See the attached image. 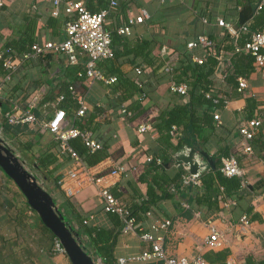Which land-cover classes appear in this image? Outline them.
Listing matches in <instances>:
<instances>
[{"label": "crops", "instance_id": "0c3cea01", "mask_svg": "<svg viewBox=\"0 0 264 264\" xmlns=\"http://www.w3.org/2000/svg\"><path fill=\"white\" fill-rule=\"evenodd\" d=\"M73 1H81L87 9L90 1L97 9L96 11L101 9L97 0ZM104 1L103 8L108 9L104 28L114 31L118 26L133 20L130 24V33L122 36L129 40V44L148 40L152 53L158 54L157 62L166 57V48H175L190 56L195 54L205 59L201 48H194L190 53L186 49V43L200 34L212 35L216 40H220L225 30L216 24L218 17L225 20L232 19L235 23H239V12L244 6L252 7V16L258 11L255 10L257 0L253 1L255 5L245 3L244 0H117V5L112 8L109 5L110 0ZM51 7L50 0H3L0 12V48L7 46L9 42L21 46V41L62 40L65 37V22L68 16L63 12L59 16H52ZM142 10L147 11L148 17L142 22L134 21L136 17L142 16ZM205 14L211 20L207 19V22H203L201 18L205 17ZM251 18L246 22L247 24ZM162 47L165 52H161ZM229 58L230 53L221 50L220 59L210 77L214 92L226 98L225 104L214 110L220 117L219 122L213 118L212 126L204 127L196 141L200 145L198 150H204L209 154L215 168L217 166L219 168L221 157L229 154L237 156L239 165L244 170L243 179L245 180V184L242 183L244 188L241 189L242 197L239 203L235 202L232 205L233 208L231 205H224L223 209L214 211L207 209L204 205L188 202L171 187L172 197L159 199L138 224L142 231H148L149 224L155 219H170L171 224L165 233L163 244L166 251L173 256L190 257L202 254L204 257L210 251H225L222 257L211 255L210 259H214V262L205 260L208 264H264V68L254 69L252 61V69L248 75H239L247 81V87L239 91L236 83L225 78V74L231 69ZM16 62L17 69L10 74L9 79L5 78L7 71L5 70L4 73L0 69L2 138L17 151L20 160L49 192L63 213L62 204L65 197L75 196L73 199L70 198L74 212L80 213L84 219L89 214H93L92 219L86 223L82 222L84 225L117 230L108 217V212L102 210L101 200L92 186L81 189L73 196H67L60 188L58 178L69 165L70 158L59 153L57 141L51 133L42 131L40 124L51 118L58 108L57 97L60 85L65 82L72 83L76 93L85 95L88 107L94 103L104 108L97 116V121L100 122V132L111 137L109 138L112 140L109 148L111 155L95 164L93 168L97 172H105L112 162H117L116 160L120 157L123 161L119 162L126 163L129 169L132 164L135 165L132 161L139 162L140 150L155 144L156 133L152 131L151 123L144 116L140 117L136 124L131 123L129 118L120 114V105L116 110L108 108L105 103L110 96L109 88L102 81H95L90 87L85 84L86 88L83 89L78 74L84 71V56L79 58L77 64H70L63 53L54 52H48L36 58L17 59ZM114 63L131 78L136 77L134 71L136 66H142V68L146 66L142 56L134 58V61L132 56H121L117 57ZM167 66L171 69L166 70ZM172 68L173 66L165 64L147 84H141L145 93L143 106L151 113L174 102L186 103L188 100V95L181 97L170 91V80L176 81ZM29 103L33 104L31 112L36 118L35 123L9 124L6 122L4 116L6 112L24 110ZM204 108H206L205 105L202 106V109ZM249 115V118L260 117L262 125L252 139L253 154L245 155L240 150L238 127L249 119L247 118ZM143 121L149 122L151 130L138 133L136 127ZM89 131L94 139L101 143L99 138H96L95 132ZM180 134L177 131V135ZM21 144L28 145L24 153L19 151ZM185 144L193 147L188 143ZM175 151L171 153V169L178 170L181 168L173 165ZM47 152L52 153L55 158L45 167V170L50 172L52 179L50 182L43 178L42 173L34 165V161ZM214 169L208 167L205 172ZM136 170L129 172L127 176L115 178L110 187L112 192L114 190L121 192V195L116 197L126 205L137 200L138 194L144 195L147 189L145 182L136 180L134 176ZM4 174L0 168V264H73L66 252H58L54 249L56 237L43 225L37 213L29 207L21 190ZM179 187L186 192L201 190L202 182L199 187L183 186L181 183ZM185 213L191 214V217ZM243 214L248 218L247 224L239 221ZM64 216L65 220L75 225V230L91 258H99L101 264H110L109 260L99 257L89 246V237L79 232L83 230L81 225L71 221L65 213ZM208 221H211L223 236V242L215 249L207 248L203 244L204 238L209 233ZM145 247L146 243L136 234H119L113 249L112 264H117V258L136 254ZM128 264H157V262Z\"/></svg>", "mask_w": 264, "mask_h": 264}, {"label": "trees", "instance_id": "16d2710c", "mask_svg": "<svg viewBox=\"0 0 264 264\" xmlns=\"http://www.w3.org/2000/svg\"><path fill=\"white\" fill-rule=\"evenodd\" d=\"M244 1L251 5L254 4V0ZM97 2L100 4V10L105 9L103 8L105 7L104 0H97ZM88 5L89 11H99H96L97 9L93 6L92 2L89 1ZM205 17L210 19L208 15ZM227 21L235 22V20L233 21L232 19ZM263 27L264 3L261 9L253 14L251 21L247 24L248 31L241 32L237 38H234L227 31H224L223 37L220 40H216L212 35H206L207 38L216 41L213 46L202 48L205 60L200 64L193 62L189 54L181 52L178 49L176 50L175 48H166V57L160 60V62H157L156 56H158V54L154 55L152 53L148 40L129 44V40L125 36L118 34L117 28L114 31L105 29L110 33L111 47L114 55L113 58L99 61L97 66L106 76L115 75L116 77L114 82L107 84L110 96H108L105 105L113 110H116L121 104L125 105L127 110L131 112L130 117H128L131 123L136 124L137 120L144 116V118L151 123L152 131L156 133L155 144L149 145V147L144 149L142 148L139 152V162L132 161L135 165H131L137 167V172L134 173L135 175L133 174L136 180L147 184L145 194L141 196L138 194L137 200L126 205L129 217L134 218L136 223L140 222L147 212H150L151 206L156 204L159 199L172 197V193L170 192L171 187L179 192L180 197L185 198L188 202L204 205L207 209H213L214 211L223 209L225 201L228 200H234L236 203H239L242 197L241 189L244 188L241 178L238 176L227 177L223 175L218 166L214 170L205 172L201 175V190L195 189L192 191L189 190V192L182 191L179 187L182 170L171 169V153L181 148L185 143L192 145L195 149H200V145L196 141L197 138L201 136V131L204 127L212 126L215 108L223 106V99L218 98L216 102H214V96H206V93L213 89V83L210 77L219 61L220 51H228L230 53L229 61L231 69L225 74V78L237 84L236 78L239 75L246 76L251 71L253 57L244 52H235V45H242L250 36L251 32L261 30ZM20 43L22 45L17 46L14 42H9L6 47H10L21 54L25 51H29L34 42L30 40L21 41ZM262 51L264 52V50ZM121 56H132L133 61L134 58L142 56L146 66L141 68V72L136 74V77H128L114 65L116 58ZM165 64L173 66L172 74L177 82H184L187 84L188 100L186 103L174 102L165 108L151 113L143 106L144 98H139L141 91H143L142 87L139 85H143L144 83L147 84L151 78L158 74ZM0 69L5 73V68H3L1 61ZM78 75L81 79L83 89L86 88L85 84L88 85V80L84 71ZM59 88V95H62L63 99L59 101L58 107L63 109L67 116L73 117V125L75 127L95 132L96 138H99L102 143L101 148L90 152L80 137L77 136L69 140V144L82 157L87 165H95L105 157L111 155L109 152L112 143V140L109 138L111 137L110 135H104L100 132V122L97 121V116L100 115L104 108L91 103L90 106L87 107L84 115L75 117L74 111L78 106L76 97L83 94L76 93L74 86L70 82L62 83ZM72 89L74 92H72ZM203 105H205L206 108L202 109ZM249 117L250 115L247 118ZM172 125L176 126L177 130L181 133L180 135L173 136L170 134ZM27 147L28 145L21 144L19 145V151L24 153ZM148 154L158 156L161 163H156L154 159L147 161L146 156ZM120 158L116 161H123ZM54 159L52 153L47 152L34 161L36 169L42 173L43 178L47 182L52 181V179L50 172L45 170V167L48 166L49 163H52ZM220 187H222V189H220ZM113 194L119 196L121 192L114 190ZM74 197L70 198L73 199ZM70 198L65 197L64 199L62 204L64 213L71 221L81 225L83 230H79V232L81 234L83 232L89 237L88 244L93 251L102 259L109 260L108 263L112 264L116 238L121 234V218L117 213H107L113 225L117 227L115 231L106 229L103 226L84 225L82 223L84 219L82 215L78 212H74L72 209ZM231 208H233L232 205ZM185 215L191 217V214L185 213ZM224 254L225 251H210L208 254L204 255V257L205 259H209L210 262H214V259H210L211 255L222 257Z\"/></svg>", "mask_w": 264, "mask_h": 264}, {"label": "built area", "instance_id": "2783aa9c", "mask_svg": "<svg viewBox=\"0 0 264 264\" xmlns=\"http://www.w3.org/2000/svg\"><path fill=\"white\" fill-rule=\"evenodd\" d=\"M52 16H59L61 12L68 16L65 22V37L62 40H47L44 42H34L29 51H25L21 54H16L10 47L0 48V61L3 68L7 71L5 78L9 79L10 74L17 69L16 60H24L29 58H36L42 56L48 52L63 53L67 61L70 64H77L81 56L85 57L84 73L87 77V84L90 87L95 81H102L105 84H110L116 80L115 76H105L98 68L99 61L110 59L113 57V49L111 47L110 33L105 30L104 23L108 14V9H102L98 12L89 11L81 1L73 0H50ZM264 0H257L255 10L261 9ZM110 7L117 5V0L109 1ZM3 0H0V12L2 11ZM148 17L146 10H142V16H138L134 21L142 22L143 19ZM203 22H207L206 17L201 18ZM133 20L128 21L126 24L117 27V32L120 35H128L130 33V24ZM216 24L222 27L234 38H237L241 32H247V23L239 24L231 21H227L218 17ZM215 44V41L207 38L205 35H198L195 39L186 43V49L190 52L194 48H205ZM235 52H244L250 54L253 57V67L258 70L264 68V29L256 30L250 33V36L242 45H235ZM161 52H165L164 47L161 48ZM191 53V52H190ZM190 58L197 63H202L205 59L195 54H191ZM220 59V56H219ZM142 66H136L134 71L136 74L141 72ZM166 70L171 68L167 66ZM142 87V85H139ZM247 87V81L244 77H237V90L242 91ZM169 89L171 92L183 97L187 95L188 86L184 82H176L170 80ZM72 92L73 89H72ZM145 93L141 91L139 98H143ZM207 97H213V101L216 102L218 98L223 99L225 104L226 98H223L214 90L206 93ZM62 95L57 97V101L62 100ZM78 106L74 111V116H82L87 110L88 103L85 95H78L76 97ZM32 103V102H31ZM29 103L26 109H17L14 111H8L4 114L6 122L9 124H31L35 123L36 118L31 112L33 104ZM119 112L124 117H130L131 112L127 110L126 106L121 104ZM214 119L219 122V115L217 112L213 113ZM73 117L67 116L63 109L56 108L54 115L45 122H41L40 128L42 131H48L53 135L58 143L59 153L69 156L70 163L63 170L58 178V184L67 196H73L81 189L88 186H92L95 189L96 195L101 200L102 210L104 212H114L119 215L122 221L121 233L122 234H136L138 238L146 243V247L140 252L126 257L117 258V264L128 263H142V262H157V264H208L202 254L194 256H173L170 255L164 247V236L168 231L171 224V220L168 218L155 219L149 224L148 231H142L139 224L135 222L134 218L129 217L126 204L123 203L118 197H116L110 190L111 185L114 183V179L129 175V172L135 171L136 167L132 166L131 169L123 162H112L110 168L105 172H97L93 166L87 165L82 157L72 148L69 144V140L74 137H80L84 145L90 152H93L102 147L101 143L94 139L89 130H82L73 125ZM262 125V119L258 116L252 117L242 122L238 127L240 134V150L245 155L253 154L252 139L256 132ZM0 126V140L7 146L10 151L19 158L17 151L12 148L3 138L2 130ZM151 125L149 122L143 121L136 127L138 133L150 131ZM177 128L175 125L171 126L170 134L177 135ZM154 159L156 163L160 164L161 160L157 156L149 154L146 156V160L150 161ZM173 165L182 169L181 185L199 187L201 185V179L198 175H192L189 173L188 166L182 162L173 160ZM25 169L27 167L24 165ZM220 172L227 176H238L241 178L243 184L244 170L239 165L237 156L229 154L221 157ZM30 172V171H29ZM38 180V179H37ZM39 182V180H38ZM222 189V188H221ZM235 203L234 200L225 201V206H230ZM56 205V204H55ZM185 206L187 204H184ZM56 208L60 211V214L64 216L62 210L57 205ZM65 217V216H64ZM93 218V214H89L87 218L83 220L86 223ZM67 221V220H66ZM239 221L243 224L248 223V218L243 214ZM67 223L75 230V225L67 221ZM209 233L204 238L203 244L210 249L218 248L223 242V236L221 232L216 228L211 221L207 222ZM141 230V231H138ZM76 231V230H75ZM161 231L160 233H155ZM80 238V237H79ZM81 240V239H80ZM82 246L84 243L81 240ZM54 249L58 252H64L65 249L60 241L55 238ZM88 253V252H87ZM89 254V253H88ZM90 255V254H89ZM94 264H101L99 258L92 259Z\"/></svg>", "mask_w": 264, "mask_h": 264}, {"label": "water", "instance_id": "95a60500", "mask_svg": "<svg viewBox=\"0 0 264 264\" xmlns=\"http://www.w3.org/2000/svg\"><path fill=\"white\" fill-rule=\"evenodd\" d=\"M252 13L250 5L244 6L239 12V24L246 23ZM173 157L176 161L186 164L192 175L201 176L208 167L215 168L212 158L206 151L195 149L186 144L177 149L173 153ZM23 163L0 140V168L21 190L29 207L37 213L43 225L60 241L73 264H94L91 256L82 246L78 233L56 208L52 196L43 188L37 178L25 169Z\"/></svg>", "mask_w": 264, "mask_h": 264}, {"label": "rangeland", "instance_id": "374dc122", "mask_svg": "<svg viewBox=\"0 0 264 264\" xmlns=\"http://www.w3.org/2000/svg\"><path fill=\"white\" fill-rule=\"evenodd\" d=\"M4 173V172H3ZM5 176V175H4Z\"/></svg>", "mask_w": 264, "mask_h": 264}]
</instances>
